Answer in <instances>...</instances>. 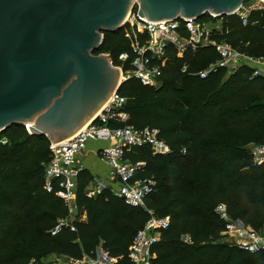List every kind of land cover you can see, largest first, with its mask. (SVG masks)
Here are the masks:
<instances>
[{"label": "trees", "instance_id": "1", "mask_svg": "<svg viewBox=\"0 0 264 264\" xmlns=\"http://www.w3.org/2000/svg\"><path fill=\"white\" fill-rule=\"evenodd\" d=\"M224 23L228 32L220 39L264 57V9L251 11L246 25L235 14ZM105 50L114 64L121 63L123 52L132 58L122 29L103 31L94 53ZM218 58L212 47L172 52L159 87L134 77L122 82L118 93L125 103L119 110L128 119H111L109 125L157 129L170 150L154 153L144 144L123 154L124 160L141 163L133 180L155 182L143 205L127 204L110 188L90 196L91 175L84 169L77 178L76 204L85 218L72 221L74 230L61 224L53 233L68 211L61 198L43 187L50 139L29 133L22 124L1 131L8 140L0 143V264H50V255L94 256L99 244L117 264H132L128 252L149 210L170 219L152 248L153 264H264V252L240 250L221 235L224 225L214 211L225 203L232 218L256 230L264 227V163H253L248 148L264 144V78L252 76L248 67L196 75ZM184 63L186 71L181 70ZM130 68L129 59L123 71ZM185 234L189 243L181 239Z\"/></svg>", "mask_w": 264, "mask_h": 264}, {"label": "water", "instance_id": "2", "mask_svg": "<svg viewBox=\"0 0 264 264\" xmlns=\"http://www.w3.org/2000/svg\"><path fill=\"white\" fill-rule=\"evenodd\" d=\"M246 1L0 0V132L29 125L54 142L92 120L124 81L94 51L134 4L139 17L186 21L232 14Z\"/></svg>", "mask_w": 264, "mask_h": 264}, {"label": "built area", "instance_id": "3", "mask_svg": "<svg viewBox=\"0 0 264 264\" xmlns=\"http://www.w3.org/2000/svg\"><path fill=\"white\" fill-rule=\"evenodd\" d=\"M257 9H264V0H256L247 5L244 3L232 14L214 15L208 12L201 18L186 21L182 18L149 20L139 17L138 9H133L125 18L122 27L132 54V58L127 52L118 57L121 61L118 68L122 79L134 77L143 85L159 87L163 70L170 62L172 52L184 55L206 47H212L219 58L196 73L200 78H206L219 67L226 68L229 73L248 67L252 69V76L264 78V57L241 52L226 40L219 38L224 32H228L224 25L226 16L235 14L241 23L246 25L250 12ZM129 59L131 68L123 71V64ZM186 69L187 64L184 63L181 70ZM124 103L125 98L118 91H113L97 115L75 133L54 142L50 139L51 158L44 166L43 187L47 192H54L61 198L68 211V217L55 227L53 233L61 224L70 225L74 230L72 221L81 219L76 204V186L78 175L85 169L81 156L90 141L105 143L99 155L110 167L107 182H88L86 189L90 196H96L105 188H110L114 195L122 198L127 204L143 205L144 199L153 191L155 182L152 179L133 180L134 173L141 163L124 160L123 154L134 146L144 144L149 145L154 153L160 154L168 153L170 148L158 137L157 129H138L126 124L110 126L111 119L122 123L127 121L128 115L119 110ZM25 127L29 132L28 125ZM7 140L4 136L0 137L2 144ZM248 148L253 163H264V144L250 143ZM214 211L224 225L221 235L231 245L249 253L264 252V228L256 230L241 220L232 218L225 203L217 204ZM148 212L150 216L135 234L128 252L132 264H153L152 248L159 241L162 231L169 227L168 216L157 217L151 210ZM181 239L185 243L190 242V236L187 234L182 235ZM61 256L59 259L49 260L50 264H117V258L112 257L101 244L97 246L94 256Z\"/></svg>", "mask_w": 264, "mask_h": 264}, {"label": "crops", "instance_id": "4", "mask_svg": "<svg viewBox=\"0 0 264 264\" xmlns=\"http://www.w3.org/2000/svg\"><path fill=\"white\" fill-rule=\"evenodd\" d=\"M105 146V143L99 141H90L87 144L84 154L81 156V161L91 175V181L96 183L98 180L108 181L110 167L100 157L99 151ZM85 218V214H81V219Z\"/></svg>", "mask_w": 264, "mask_h": 264}, {"label": "rangeland", "instance_id": "5", "mask_svg": "<svg viewBox=\"0 0 264 264\" xmlns=\"http://www.w3.org/2000/svg\"><path fill=\"white\" fill-rule=\"evenodd\" d=\"M256 0H248V1H246L245 2V4L247 5V4H249V3H254ZM136 9H138V8H135L134 10H136ZM130 10H128L127 11V13H126V15H125V18L130 14ZM97 54H104V55H106L107 56V58H108V60H109V62H110V64L115 68V69H117L118 71H119V68H118V66L121 64H114L113 62H112V60H111V57H110V51L109 50H105L104 52H101V53H97ZM119 59V58H118ZM229 73V72H228ZM124 76H125V74H124ZM119 77L120 78H122V76H121V73H120V71H119ZM24 127H25V125H24ZM25 129H26V127H25ZM27 130V129H26ZM30 133V132H29ZM262 228H264V227H262ZM60 257H62L61 255H50V256H48V258L47 259H49V260H53V259H56V258H60ZM66 257H68V256H66Z\"/></svg>", "mask_w": 264, "mask_h": 264}, {"label": "flooded vegetation", "instance_id": "6", "mask_svg": "<svg viewBox=\"0 0 264 264\" xmlns=\"http://www.w3.org/2000/svg\"><path fill=\"white\" fill-rule=\"evenodd\" d=\"M136 7H137V4H134V5H133V9H135ZM133 9H132V10H133ZM102 33H103V32H102ZM107 82H108V79H106V81H105V85L107 84Z\"/></svg>", "mask_w": 264, "mask_h": 264}, {"label": "bare ground", "instance_id": "7", "mask_svg": "<svg viewBox=\"0 0 264 264\" xmlns=\"http://www.w3.org/2000/svg\"><path fill=\"white\" fill-rule=\"evenodd\" d=\"M29 126V125H28Z\"/></svg>", "mask_w": 264, "mask_h": 264}]
</instances>
